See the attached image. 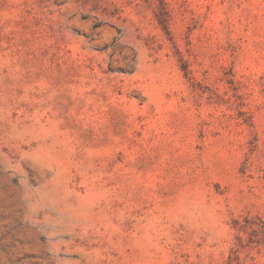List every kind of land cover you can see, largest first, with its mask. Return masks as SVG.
<instances>
[{
  "label": "rangeland",
  "instance_id": "374dc122",
  "mask_svg": "<svg viewBox=\"0 0 264 264\" xmlns=\"http://www.w3.org/2000/svg\"><path fill=\"white\" fill-rule=\"evenodd\" d=\"M0 264H264V0H0Z\"/></svg>",
  "mask_w": 264,
  "mask_h": 264
}]
</instances>
